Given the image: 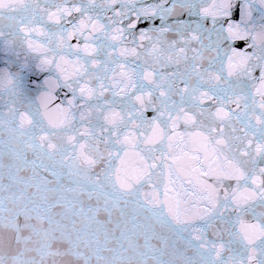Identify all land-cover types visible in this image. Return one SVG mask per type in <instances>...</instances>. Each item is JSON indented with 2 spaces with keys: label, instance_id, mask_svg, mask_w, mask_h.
<instances>
[{
  "label": "snow or ice",
  "instance_id": "1",
  "mask_svg": "<svg viewBox=\"0 0 264 264\" xmlns=\"http://www.w3.org/2000/svg\"><path fill=\"white\" fill-rule=\"evenodd\" d=\"M207 4L0 0V264H264V0Z\"/></svg>",
  "mask_w": 264,
  "mask_h": 264
},
{
  "label": "water",
  "instance_id": "2",
  "mask_svg": "<svg viewBox=\"0 0 264 264\" xmlns=\"http://www.w3.org/2000/svg\"><path fill=\"white\" fill-rule=\"evenodd\" d=\"M160 0H143V4L144 5H149V4H155V3H159ZM212 0H208V4L206 6H210L211 5ZM75 15V14H73ZM110 15V14H109ZM71 19V17L69 18ZM233 19L238 20L239 19V15H235L233 17ZM160 21L159 19L155 20V26H159ZM153 26L151 22L149 21H145L143 20V18H141V22L137 25L138 29H142V28H148ZM209 26H211L210 21H209ZM227 25H225L226 27ZM73 45H76L78 43L77 39L75 37H73L70 41ZM225 48H227V45H224ZM233 47H235L237 50H243L245 45L242 42H237L236 44L233 45ZM221 55H223V51L221 52ZM229 55H231V53L229 52ZM225 66H227V60H225ZM71 70V69H70ZM68 90L67 89H60V88H56L53 92V99L51 101V108L55 109L56 105L61 104L62 107H67L66 103L62 104V101H65V93H67ZM67 99H71V95L69 94L67 96ZM54 115H59L58 113H54ZM147 115L149 117H151L153 115V113L151 111H149L147 113Z\"/></svg>",
  "mask_w": 264,
  "mask_h": 264
}]
</instances>
